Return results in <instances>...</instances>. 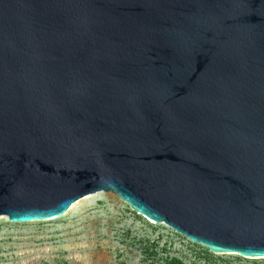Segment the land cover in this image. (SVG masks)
I'll use <instances>...</instances> for the list:
<instances>
[{
	"label": "water",
	"instance_id": "95a60500",
	"mask_svg": "<svg viewBox=\"0 0 264 264\" xmlns=\"http://www.w3.org/2000/svg\"><path fill=\"white\" fill-rule=\"evenodd\" d=\"M99 192L264 259V0H0V217Z\"/></svg>",
	"mask_w": 264,
	"mask_h": 264
},
{
	"label": "rangeland",
	"instance_id": "374dc122",
	"mask_svg": "<svg viewBox=\"0 0 264 264\" xmlns=\"http://www.w3.org/2000/svg\"><path fill=\"white\" fill-rule=\"evenodd\" d=\"M87 197L53 220L15 223L1 216L0 264H264L193 243L112 193Z\"/></svg>",
	"mask_w": 264,
	"mask_h": 264
},
{
	"label": "bare ground",
	"instance_id": "6f19581e",
	"mask_svg": "<svg viewBox=\"0 0 264 264\" xmlns=\"http://www.w3.org/2000/svg\"><path fill=\"white\" fill-rule=\"evenodd\" d=\"M89 197H86V198H84L82 201H84V200H86V199H88ZM75 206V205H74ZM74 206L71 208V209H73L74 208ZM162 225H165V224H162ZM187 238V237H186ZM214 252H217V251H215V250H213Z\"/></svg>",
	"mask_w": 264,
	"mask_h": 264
}]
</instances>
